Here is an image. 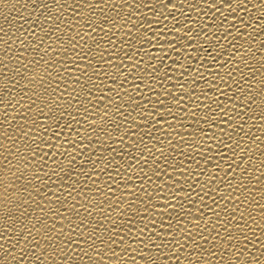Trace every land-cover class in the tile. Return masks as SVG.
Returning a JSON list of instances; mask_svg holds the SVG:
<instances>
[{
	"label": "snow or ice",
	"instance_id": "snow-or-ice-1",
	"mask_svg": "<svg viewBox=\"0 0 264 264\" xmlns=\"http://www.w3.org/2000/svg\"><path fill=\"white\" fill-rule=\"evenodd\" d=\"M2 2L8 5V0ZM124 3L126 0L120 5L110 4L108 0H73V4L64 0H33L31 7L39 16L32 21L29 33L22 38L0 28V33H3L0 35V80L3 81V86L0 87V106L3 107L0 112L3 117L0 119V126L10 130L0 131V250L10 258L11 264H181V258L182 264H264V183H261L264 172H261L260 177L253 174L264 168V159L253 165L251 161L256 157L252 154L253 149L245 143L249 136L245 131V124L255 118L254 106L260 109V119L264 121V57L261 58L259 67L251 66L250 61L255 58V53L250 45L244 48L239 43L244 35V28H252L255 32L259 27L264 32V23H254L258 18L264 20V0H204L207 9L214 10L209 17L211 25L219 23L224 27L225 44L220 45L219 51L205 32L206 28L210 30L209 25L201 26L198 31L193 30L185 24L189 19L185 13L180 12L183 19L173 15V11L178 10L174 0H156L160 9L168 13L164 20L169 16L172 18L171 28L165 25V30L174 33L172 39L163 42L157 36L156 46L162 48L166 44L168 49L179 56L177 44L181 47H192L193 39L199 41L200 34L205 33L204 39L208 41L212 51L199 43L193 51L203 50L204 57L201 60L211 58L213 63L226 55L220 64V69L229 66L224 74L216 71L210 75L215 76L228 91H222L215 80H207L199 69H195L197 75L192 78L191 87L185 78L183 83H179L180 93L171 88L163 89V96L168 98L166 103L165 99H161L160 93L154 92L152 83H159L157 77L161 75L171 80V66L160 69L141 59L131 64L134 71L129 75L141 82L150 78L151 82H145V87L156 99L155 102L148 100L144 105L123 87L128 79L121 65L105 60L108 49L101 43L103 41L104 44L116 48V33L112 29L117 22L122 27L127 19L131 28L126 33L128 38L121 40L120 44L127 45L130 52L124 51L122 47L120 51L128 61H134L138 54L135 51L136 43L152 45L151 39L133 34L131 29L137 28V23L131 19L132 13L126 18L121 17L118 9ZM134 7L156 10L155 4L148 5L143 2ZM187 7L199 8L198 0L196 3H188ZM13 8H16L15 4L11 5L10 11ZM69 9L72 16L68 15ZM221 9L226 10L227 14ZM107 10L115 12V16L109 15ZM237 10H256V13L250 15L248 21L239 18L240 28H237L228 20V16L235 17ZM98 15L99 23L96 20ZM217 16L220 18L219 22ZM5 22L12 23L8 17H5ZM157 23L161 21L158 19ZM105 24L108 25L107 28L103 26ZM12 26L15 27V24ZM84 26L90 28L92 33L99 28L102 35L97 38L91 33H82ZM69 32L73 35H68ZM86 36L91 38V45L82 43ZM215 39L219 43L220 37ZM247 39H253L251 32L247 33ZM260 50H264V40L257 49ZM140 51L143 55H149L147 49L141 48ZM73 57L85 60L86 65L82 68ZM185 58L191 60V53L185 52ZM94 60L96 63H93ZM140 63L144 64L143 68H140ZM104 64L115 68V74L104 71L101 67ZM158 64H164V57L158 59ZM204 66L201 64V67ZM73 68L78 75H73ZM187 71L185 68L182 75ZM101 76L117 86L112 96L105 91ZM201 81L208 91L215 87L217 94L224 98L223 101L209 97L203 88L197 94L195 86ZM61 83L64 85L63 90L60 88ZM93 89L101 95L97 96ZM108 91L112 89L109 88ZM140 95L137 91L136 96ZM200 95L209 100L207 110L202 116L199 114L201 105L197 103ZM186 97L188 105L197 109L186 112L187 116L195 120L197 128L192 132V144L187 142L185 136L179 137L180 143L188 148L193 145L199 148L197 154L207 163H213L217 156L221 161H230L229 170L221 176L220 163H214L216 172L208 180L201 182L192 176L189 169L184 168L185 162L190 161L199 169L200 176L211 171L207 167L201 168L195 155L189 156L182 150L177 151L178 145L172 139L153 137L150 132L146 134V141L145 133L141 132L138 141L128 142L127 148L132 150L133 155L125 163L129 169L132 167L131 160H136L138 166H147V170L139 167L136 174L152 185V190L149 191L143 186L137 188L135 184L129 187L132 175L127 170L121 172L123 165L115 159L119 153L110 144L105 145L102 137L112 140L114 133L119 134L123 143L125 135H131L132 129L141 127L137 123L138 116L144 119V127L151 123L153 130H157L156 124L165 120V116L171 117V120L165 121L169 129L174 127L173 121L183 127L173 107L177 112L184 113L187 108L184 104ZM18 109L23 110L22 122L15 123L16 117L13 115L10 118L9 113ZM134 112L137 115H133ZM65 113L70 116V121H64L61 125L60 121L64 120ZM73 113L79 114L80 118L77 119ZM72 123L81 127L73 128ZM204 124H207V128L203 127ZM221 124H227L231 131L221 128ZM57 127L61 130L56 131ZM214 127L220 130L219 137L210 134ZM65 128L74 132L75 136L71 139L65 137L61 144L59 138ZM259 130L264 133V128ZM225 136L227 141L223 139ZM153 139L159 142V148L151 143ZM50 140L57 141V149L67 145L75 152V155L72 152L67 153V168L62 167L64 159H55L56 152H52ZM209 140L216 141L215 153L207 143ZM85 141L88 143L85 144ZM258 141L260 137L251 136L253 146ZM44 145H48V152H52L51 157L48 152L43 151ZM201 145L204 147L201 148ZM104 147H107L111 159L109 156L100 155L99 149ZM205 149L211 155H205ZM220 149L224 151L221 152ZM87 151H92L93 155L85 156ZM256 151L260 149L256 148ZM172 152L183 159L176 161L173 158L170 161ZM60 155L64 157L65 152H60ZM124 155L128 156V151H124ZM261 156H264V152H261ZM78 158L91 163L93 173L99 164H103L99 172L105 174L115 188L106 182L101 188L96 180H92L93 188L90 189L103 199L85 196L83 203L77 199L83 192L80 180L81 173H84L83 164L79 168L76 166ZM46 168L49 170L45 171ZM110 168L123 179L126 191H121L120 197L115 192L120 191L121 184L108 171ZM132 171L136 172L135 169ZM162 174L166 179L161 184H156L155 181L160 180ZM73 175L76 177L74 181ZM83 179L91 180L92 177L89 173H84ZM214 181L223 184L227 192H220L217 187H212ZM251 181L260 185L259 200L256 199V189L248 187ZM65 186L76 193V197H72L73 204H69L64 197ZM140 192L143 197L137 199V193ZM181 192L184 193L182 197ZM193 195L195 200L192 199ZM128 196L132 199H127ZM153 197L165 198L163 210L157 212L156 216L150 211L153 207H158L151 203ZM167 198L176 201L180 208L179 213L174 209L168 212L172 205L167 202ZM207 200H211V204L216 205L219 211L209 205ZM196 201H199L200 206L193 213L192 205ZM185 202L188 207H185ZM54 203L58 204L55 209L51 207ZM65 212L69 215H65ZM112 212H116L117 216L112 217ZM165 212H168L167 221L165 223L161 219L159 230H156L157 217H163ZM206 213H212L215 220L207 217ZM97 214L103 220L97 219ZM72 216L77 218L76 222ZM53 217L59 219H52ZM121 217L127 219L118 223ZM135 220H147L152 228L149 229L148 224L134 227Z\"/></svg>",
	"mask_w": 264,
	"mask_h": 264
},
{
	"label": "bare ground",
	"instance_id": "bare-ground-1",
	"mask_svg": "<svg viewBox=\"0 0 264 264\" xmlns=\"http://www.w3.org/2000/svg\"><path fill=\"white\" fill-rule=\"evenodd\" d=\"M32 2L33 0H18V2L17 0H8V5L6 6L2 2V0H0V28L4 29L10 34L16 33L17 35L23 38L25 34L29 33L30 28H32V21L35 20L39 16V13L32 9L31 7ZM64 2L68 4H73V0H64ZM108 2L110 4L120 5L123 2V0H108ZM141 2L148 4V5L155 4L156 10L152 11L149 7H140L139 9H136L134 6ZM174 2L176 3L178 10H174L173 15H175L178 19H183L180 16V12L185 13V15L189 17L188 21H185V24L191 29L198 31L201 26L209 25L210 30L209 28H206L205 32L207 33L209 39L212 41V44L215 45L217 51H219L220 45L225 44V41L223 39L224 27L220 26L219 23H217L215 26L211 25L209 17L213 14L214 10L209 11L207 9V5L204 3V0H198L199 8H193V9H189L187 7V4L196 3L197 0H174ZM13 4L16 5V8L11 9L10 11L11 5ZM25 5L27 7H24ZM129 5H132L133 7H129ZM247 7H250V5H247ZM118 10L120 11L122 18H126L128 17L129 13H132L131 19L133 20V22L137 23V28L139 29V31H137V28L131 29L134 35H142L146 39H151L152 41L151 46L147 43H144V44L136 43L135 51H137L138 54L135 56L134 61H131V62L128 61L127 57L124 56L122 51H120V48L122 47L124 51L130 52V50L127 48V45L120 44L121 40L128 38L126 36V33L128 29L131 28V25L127 22V19H125V23L122 27L119 26V22H117V25L113 27L112 29V31L116 33L114 37L117 43L116 48H113L110 44H104L103 41H101V43L103 44V47L108 49V54L105 55V60L106 61L110 60L113 64L121 65L122 71L128 79V83L123 84V87L127 89L129 94L133 95L136 99H138L141 105H144L148 100L155 102V99H156L155 95L153 93L148 92L147 88L145 87V82H151L150 78H146L145 82H141L140 80H134L133 76L129 75V73L134 71V69L131 67V64L134 62L141 61V59L144 62H151L152 64H155L160 69H166L169 66H171V71L169 72V75L172 77L171 80L161 75L157 77V79L159 80V83H152L154 92L160 93L161 99H165L166 103L168 101V98L163 96V89L171 88L173 91L180 93L181 89L179 88V83H183L185 78H187L189 82V86L191 87L192 78L197 75V72L195 71V69H199V72L203 74L207 80L209 81L215 80V83L219 85L222 91L224 92L228 91V89L225 88L224 85L221 84L220 81L215 76L210 75V73H214L216 71H219L221 75L224 74V72L227 70L229 66L226 65L224 69H220V64L226 58V55L224 57H221L216 63H213L211 58H204L203 60H201V57H204L203 50L197 49V51H193V49L197 47L198 43L200 45H203V47L207 48L209 51H212V47L209 45L208 41L204 39L205 33L200 34L199 41L193 39L192 47H187V46L181 47L180 44H177L176 47L179 49V56H177L176 53L168 49L166 44L162 48L156 46L157 36H159L161 41L163 42V41L172 39L174 35V33L171 30H168V31L165 30V25L169 26V29L171 28L172 18L169 16L167 20H164V16H167L168 13L167 11L160 9L159 5L156 4V0H126V3H124L123 7L119 8ZM221 10L225 11V14H227L226 10L224 9H221ZM107 11L109 15L115 16V12H112L111 10H107ZM161 12H163V15H161ZM255 13H256V10H253L252 12L237 10L235 17L228 16V20L231 23H234L237 28H240L239 18H243L244 21H248L249 16L254 15ZM68 15L69 16L73 15L71 9H69ZM5 17H8V20L12 23H6ZM21 17H24V19H21ZM158 19L161 21V23H157ZM216 19H217V22H219V19H220L219 16H217ZM96 20L99 23V15L96 17ZM13 23L15 24V27L12 26ZM254 23L255 25H260L264 23V20L258 18ZM103 26L105 28L108 27V25L106 24ZM81 31L82 33H91V35L96 36L97 38L102 35V33L99 32V28H97L95 33H92V30L90 28H88L87 26H84ZM250 32L252 33V37H253L251 41L247 39V33H250ZM243 33L244 35L239 43L243 44L244 48H247L249 45L251 46L253 53H255V58L250 61V65L254 67H259V63L262 62L261 58L264 57V50L257 51V49L259 48L260 42L264 40V32H261L260 28L257 27L255 32H253L252 28H244ZM0 35H3V33H0ZM68 35H73V33L69 32ZM216 37H220L219 43H216V39H215ZM229 39H231V36L229 37ZM82 43L91 45L92 40L90 37L86 36ZM0 47H2V45H0ZM225 47L227 48V45H225ZM141 48L147 49L149 52V55H143V53L140 51ZM185 52L191 53L192 55L191 60L185 58ZM153 57H155V59H153ZM160 57H164L163 65L158 64V59ZM73 58L79 61L82 68L86 65L85 60H82L79 57H73ZM173 61H176V63L173 64ZM93 63H96V61L94 60ZM201 64L205 66L201 67ZM181 65H183L184 67H181ZM101 67L103 68L104 71L115 74V71H116L115 68L109 67L107 64L101 65ZM143 67H144V64L140 63V68H143ZM185 68H187L188 71L187 73L182 75V73H184ZM135 71H139V69H135ZM72 72H73V75H78V73H76L75 68L72 69ZM120 79L123 80V77H121ZM100 80L103 81V87L105 88V91L107 92V94L109 96H112L113 91L117 90V86L111 84V81L106 79L104 76H101ZM69 83L71 84V81H69ZM173 85H175V87H173ZM2 86H3V81L0 80V87ZM71 86L76 87L75 85H71ZM60 88L61 90H63L64 88L63 83H61ZM109 88H111L112 91H108ZM201 88H203L207 92V95L209 97H213L214 99L223 101L224 98L217 94L215 87H213L212 91H208L207 86L203 83V81H201L198 85L195 86V91L197 92V94L200 93ZM93 91L95 92L97 96L101 95V93L96 92L95 89H93ZM137 91L141 94L140 96H136ZM145 97H147V100L145 99ZM66 99H67V94H65V100ZM193 99H195V97H193ZM93 103H95V101H93ZM197 103L201 105L199 109V114L202 116L204 112L207 110L206 106L209 104V100L206 99L203 95H200V98L197 101ZM184 104L187 106L184 113L177 112L175 107H173V111L175 112L177 118L183 124V127H181L180 124H176V122L173 121L174 127L169 129L165 121L171 120V117L165 116V120L161 121L159 124H156L157 130H153L151 123L147 127H144V119L138 116L137 123H139L141 127L132 129L131 135H125L123 137V140H124L123 143H121L119 134L114 133L112 140H108L107 137H102V139L105 141V145L110 144L112 148H115L117 153H119V155H117L115 159L118 160L121 165H123L121 172L127 170L132 175V179L129 184V187H131L132 184H135L137 188H140L141 186H143V187H146L149 191L152 190V185L148 184L147 181L143 177H138V175L136 174L139 171V167H145V170H147V166H144L143 164L138 166L136 163V160H131L130 163L132 167L131 169H129L128 164L125 163V161H128L129 156L133 155L132 150H129L127 148L128 142L130 140L138 141L140 139L141 132L145 133L144 139L146 141L148 140V136L146 134L150 132L153 137H160L161 139H168V138L172 139L175 142V144L178 145L177 151L182 150L183 152L187 153L189 156L195 155L196 159L200 161V167L201 168L207 167L211 171L208 173H205L204 176H200L199 169H197L196 165L192 164L190 161L185 162L184 168L189 169L192 172V176L194 178H198L201 182H205L206 180L209 179V177L213 173L216 172V169L213 167L214 163H220L221 170L219 172V175L221 176H223L224 172H227L229 170L228 164L230 163V161L228 160L221 161L219 157L217 156L216 159L213 161V163H207L204 158H202L200 155L197 154L199 152V148H195L194 145L192 148H188L180 143L179 137L185 136L187 139V142L189 144H192L193 143L192 132L195 128H197V125L195 124V120L192 117L187 116L186 114L188 110L196 111L197 109L192 105H188L187 97L184 100ZM213 108H215V105H213ZM254 109L256 113L255 118L253 120H249L247 124H245V131L249 133V136L248 138H246L245 143L248 144V147L253 149L252 154L255 155L256 159L254 161H251V163L253 165H256V164H259L261 159H264V156H261V152H264V133H262L259 130V128H264V121H261L260 119V109L255 108V106H254ZM149 110H151V105L149 106ZM2 111H3V107L0 106V112ZM22 112H23L22 109H18L15 112L10 111L9 117L11 118V116L14 115L16 117V120L14 122L20 123L22 122L21 121ZM73 114L77 116V119L80 118L79 114H76V113H73ZM133 115H137V113L134 112ZM2 118L3 117L0 116V119ZM219 119H220L219 113L217 112V122H219ZM64 121H70V116L68 115V113H65L64 120L60 121V124L63 125ZM190 124L191 126H189ZM249 125H251V128H249ZM72 127L77 128L81 126L75 123H72ZM125 127H128V126L125 125ZM203 127L207 128V124H204ZM220 127L225 129L226 131H231V129L228 128L227 124H221ZM5 130H9V129H5L3 126H0V131H5ZM60 130L61 129L59 127L56 128V131H60ZM122 131L123 129H121V132ZM210 134H214L217 137L221 135L220 130L215 127L211 130ZM48 135L51 136L50 133ZM73 136H75V133L72 132L70 129L65 128L63 130V135H61L59 138L60 143L63 144L65 137H67L68 139H71ZM251 136L260 137V141H258L255 146H253L251 142ZM197 138H198V134H197ZM223 139L227 141L226 136L223 137ZM84 143L87 144L88 142L85 141ZM151 143L155 144L157 148L160 147L159 142L155 139H153ZM207 143L211 145L213 153H215L217 151L216 141L209 140ZM50 144L52 146V152H56L55 159L57 161L64 159V164L62 165V167L67 168V158H66L67 153L72 152V154L75 155V152H73L72 149L68 148L67 145H63L62 147L57 149L56 140H50ZM200 147L203 148L204 146L201 145ZM165 148H167V144H165ZM256 148H259L260 151H256ZM43 151L48 152V145L43 146ZM124 151H128V156L124 155ZM220 151L223 152L224 150L220 149ZM52 152H48L49 157H51ZM60 152H65V156L61 157ZM99 153L100 155L109 156V151L107 147L99 149ZM84 154L85 156H89V157L93 155L92 151H87ZM205 155H211L210 153L207 152V149H205ZM109 158L111 159V156H109ZM173 158L176 161L183 159L182 156L176 155L175 152L171 153V156L169 157L170 161ZM245 159H247V155L245 156ZM49 163L51 164V160L49 161ZM160 163H161V168L163 169L164 167L163 161L161 160ZM81 164H83L84 173H89L92 179L91 180L83 179L84 173H81L80 187L83 189V192L81 193L79 197H77V199L81 203L84 202L85 196H89V197L94 196L95 199L97 200L103 199V197L97 196L93 192L90 191V189L93 188L92 180H96L97 185L100 186L101 188H103V184L105 182L108 184H112V181L108 180V177L105 174L99 172V169L103 167V164H99L97 166L95 173L91 172V168H92L91 163L84 162L83 158H78L77 164H76L77 168H79ZM149 164H151V160H149ZM54 166L55 165H53V167ZM133 169H135L136 172H133L132 171ZM48 170L49 169L47 168L45 169V171H48ZM108 171L111 172L112 176L115 177V179L121 184L120 191L115 192V195L117 197H120L121 191H126V189H124L123 179L121 176H117L116 172L113 169L110 168L108 169ZM168 171L171 172V169H169ZM261 172H264V168L260 169V171L258 172H254L253 174L257 177H260ZM174 175L176 174L174 173ZM236 175L237 177L239 176V169L236 170ZM53 179L55 180L56 177H53ZM75 179L76 177L75 175H73L72 181H74ZM153 179L155 180V177H153ZM165 179L166 177L163 176L162 174L160 180H156L155 182L156 184H161L162 181ZM72 181H69V183H71ZM181 182H183V177H181ZM57 183L59 184V182ZM261 183H264V178L261 179ZM112 187L115 188V185L112 184ZM212 187H217L220 192H227V189H225L224 185L219 182H216V181L212 182ZM248 187L250 189L251 188L256 189V193H255L256 199L259 200L260 185H257L255 181H251L250 183H248ZM185 190H187V185H185ZM132 191H136V189H132ZM166 193H167V190H165L164 197H166ZM57 194H59V187H57ZM209 194L211 195L212 193L210 192ZM183 195L184 193L181 192L180 196L182 197ZM201 195L203 194L201 193ZM64 197L68 199L69 204H73L74 201L72 197H76V193L72 192L71 188H68L67 186H65ZM141 197H143V193L142 192L137 193V199ZM127 199L131 200L132 197L128 196ZM192 199L195 200V195H193ZM167 202L172 205V208L168 209V212L173 211V209L176 213L180 212V208L177 206L176 201H173L170 198H167ZM151 203L154 206H158V207H153L152 209H150L153 216H156L157 212L163 210V207L165 204V198L153 197V200L151 201ZM207 203L211 205L214 209L219 211V209L216 208V205L211 204V200H207ZM227 203L228 202L226 201L225 204ZM199 206H200L199 201H196V203L192 205L193 213H195L196 208ZM228 206L230 207L231 205H228ZM51 207L55 209L56 207H58V204L54 203L51 205ZM185 207H188L186 202H185ZM168 212H165L163 217H157L158 222L156 225V230H159V221L161 219L164 220L166 223L167 218H168ZM65 215H69V213L65 212ZM111 216L116 217L117 213L112 212ZM206 216L211 217L213 221L215 220V217L212 216V213H206ZM52 219L58 220L59 218L53 217ZM72 219L74 222H76L77 220L75 216H72ZM97 219L103 220V217L97 214ZM125 219H127V217H121L117 222L122 223L123 220ZM189 219L191 218L189 217ZM105 223H107V221H105ZM145 224H148L147 220H135L134 227H143ZM189 227H191V225H189ZM148 228L151 229L152 225L148 224ZM193 231H196V229H193ZM182 259L183 258H181V264H182ZM173 264H175V262H173Z\"/></svg>",
	"mask_w": 264,
	"mask_h": 264
},
{
	"label": "clouds",
	"instance_id": "clouds-1",
	"mask_svg": "<svg viewBox=\"0 0 264 264\" xmlns=\"http://www.w3.org/2000/svg\"><path fill=\"white\" fill-rule=\"evenodd\" d=\"M6 261H8V264H11L10 258L6 257L4 252L0 250V264H5Z\"/></svg>",
	"mask_w": 264,
	"mask_h": 264
}]
</instances>
